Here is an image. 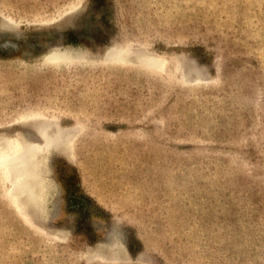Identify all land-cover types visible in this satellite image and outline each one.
<instances>
[{"label":"rangeland","instance_id":"obj_1","mask_svg":"<svg viewBox=\"0 0 264 264\" xmlns=\"http://www.w3.org/2000/svg\"><path fill=\"white\" fill-rule=\"evenodd\" d=\"M0 264H264V0H0Z\"/></svg>","mask_w":264,"mask_h":264}]
</instances>
